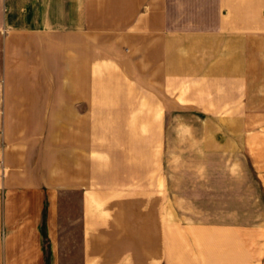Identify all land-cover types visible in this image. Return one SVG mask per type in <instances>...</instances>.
Instances as JSON below:
<instances>
[{"label": "crops", "instance_id": "crops-1", "mask_svg": "<svg viewBox=\"0 0 264 264\" xmlns=\"http://www.w3.org/2000/svg\"><path fill=\"white\" fill-rule=\"evenodd\" d=\"M104 58L105 74L120 66L136 76L165 113L178 109L184 86L181 97L202 99L204 112L257 126L264 0H0V232L2 190L73 192L82 234L58 236L73 245H59L56 264H264L256 216L196 217L189 201L179 208L178 195L163 190L160 167L146 170L144 140H99V126H80L97 114ZM252 134L245 141L263 171L264 136ZM231 175L256 203L258 173ZM42 258L3 251L0 233V264Z\"/></svg>", "mask_w": 264, "mask_h": 264}, {"label": "rangeland", "instance_id": "rangeland-1", "mask_svg": "<svg viewBox=\"0 0 264 264\" xmlns=\"http://www.w3.org/2000/svg\"><path fill=\"white\" fill-rule=\"evenodd\" d=\"M105 60L99 63L97 114L81 116L80 126H99V140L121 135L144 140L140 150H144L146 170L160 167L163 190L178 195L179 208L182 201H189L196 217L229 219L234 212L242 219L256 216L258 250L264 251V179L260 175L264 170L245 141L248 132L263 138L264 114L251 116L257 126H235L233 115L206 113L198 107L202 99H183L184 86L175 98L178 109L165 113L164 100L156 101L151 89L141 90L136 76H123L120 66L115 67L116 73L105 74L111 69ZM261 95L255 101L264 111V92ZM235 171L258 173L256 203L254 195L232 185ZM1 202L3 251L41 252L43 264H56L59 245H73L70 238L71 244H59L58 236L82 234L80 193L26 197L2 190Z\"/></svg>", "mask_w": 264, "mask_h": 264}]
</instances>
